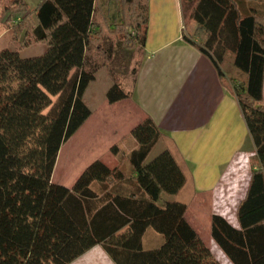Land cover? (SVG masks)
Wrapping results in <instances>:
<instances>
[{"label":"trees","instance_id":"obj_1","mask_svg":"<svg viewBox=\"0 0 264 264\" xmlns=\"http://www.w3.org/2000/svg\"><path fill=\"white\" fill-rule=\"evenodd\" d=\"M12 2L15 14L29 11ZM181 2L185 28L196 24L183 39L223 80L234 56L230 86L257 150L239 227L214 215L212 237L232 264H264V0ZM31 16L14 27V49L0 50V264H73L96 246L115 264H216L188 206L163 200L186 178L168 150L149 160L162 138L152 119L132 131L133 150L113 147L117 168L96 161L72 189L53 182L62 146L92 115L85 93L97 74L109 71L110 104L132 97L110 72L112 47L124 37L144 56L149 0H43ZM40 44L42 55L21 56ZM149 229L163 237L154 249L144 246Z\"/></svg>","mask_w":264,"mask_h":264},{"label":"crops","instance_id":"obj_2","mask_svg":"<svg viewBox=\"0 0 264 264\" xmlns=\"http://www.w3.org/2000/svg\"><path fill=\"white\" fill-rule=\"evenodd\" d=\"M185 32L181 0H149L147 41L130 91L132 97L110 104L109 84L93 108L86 101L92 115L62 146L53 182L72 189L96 161L117 168L119 161L112 153L113 147L133 150L137 143L131 137L132 131L150 118L162 138L149 160L168 150L186 178L179 194L164 195L163 200L179 202L181 194L189 191L186 218L193 228L195 212H204L205 206L209 207L211 222L214 215H220L238 228L237 208L248 184L231 213H215L213 207L229 167L240 154L256 157L257 150L227 77L223 80L211 59L183 39ZM153 232L149 229L144 237L146 249L163 243V237ZM205 248L216 264H232L213 240L212 231L209 247ZM73 264L115 262L102 246H96Z\"/></svg>","mask_w":264,"mask_h":264},{"label":"rangeland","instance_id":"obj_3","mask_svg":"<svg viewBox=\"0 0 264 264\" xmlns=\"http://www.w3.org/2000/svg\"><path fill=\"white\" fill-rule=\"evenodd\" d=\"M29 11H21L19 14L14 13L12 0H0V50L5 48L14 49V27L20 22L27 19L33 20L31 12L35 11L36 8L43 0H24ZM6 8V11H4ZM111 12L117 10L115 4L111 5ZM32 17V18H31ZM196 28V24L192 23L186 27V33L192 36ZM132 35V34H131ZM120 46H113L112 66L110 72L114 75L121 85L127 90H133L137 73L143 59V53L141 49L133 44V42L125 41L124 37L121 38ZM47 46L40 44L31 48H26L22 51L21 56L25 59L33 58L42 55ZM223 71L227 77L229 84L236 78L239 71L234 65V56L229 55L227 61L223 65ZM111 76L107 69L101 70L94 82H92L85 94V99L90 107H94L98 100L103 96V93L108 88L109 84H112ZM157 151V150H156ZM156 153V152H154ZM154 155V154H153ZM257 158L251 154H240L233 162L231 167L227 170L223 181L221 182L220 188L217 191V200L213 207V212L222 213V211H228L231 213L234 210L235 200H239L246 188L251 171L253 162ZM189 191L181 194L178 198L179 202L187 204L190 200ZM224 200L227 202H224ZM204 212H195V219H193V226L198 234V243H203L209 247L211 238L212 222L209 217V207L205 206ZM154 231V230H153ZM153 233H156L155 231Z\"/></svg>","mask_w":264,"mask_h":264}]
</instances>
